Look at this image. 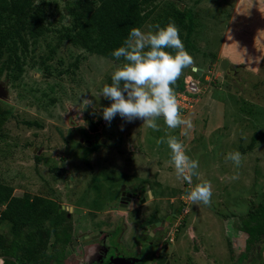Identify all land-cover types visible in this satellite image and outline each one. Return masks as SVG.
<instances>
[{
	"label": "rangeland",
	"instance_id": "374dc122",
	"mask_svg": "<svg viewBox=\"0 0 264 264\" xmlns=\"http://www.w3.org/2000/svg\"><path fill=\"white\" fill-rule=\"evenodd\" d=\"M45 1L53 15L42 24L20 19V35L15 43L10 38L23 55V75L14 82L4 74L0 77L6 90L0 98V107L6 109L0 128V181L11 185L14 195L41 194L81 214L88 211L76 202L79 194L82 205L108 208L110 186L116 198L118 185L131 189L135 182L147 181L154 196H182L190 205L196 229L214 230L221 261H226V236L234 242L237 264L253 259L257 264L261 246L264 260V243L246 250L247 233L241 228L249 207L264 202V0H153L148 5L155 12L169 4L188 10L194 22L188 50L193 65L180 78L197 67L202 75L193 76L205 80L198 96L179 102L182 117L192 121L191 129H170L159 118V131L144 127L140 119L126 122L117 115L110 124L103 119V108L111 101L99 93L123 62L75 48L60 38L67 20H61L57 12L64 0ZM153 14L143 22L142 31H155ZM223 58L228 60L224 71L220 68ZM58 64L60 70L54 71ZM48 66L49 77L43 70ZM85 96L93 100L87 108ZM86 117L97 125L98 135L87 133ZM73 122L78 123L76 127ZM79 133L103 137L105 143L81 148L76 142ZM168 136L182 141L187 154L199 161V175L191 185L177 178L167 143L158 144ZM252 138L254 145L248 148ZM235 151L242 155L239 167L228 159ZM57 165L61 168L52 171ZM91 171L100 185V198L93 196L96 189L90 195L86 191L91 187ZM203 181L211 182L210 206L194 205L188 199L190 188ZM180 205L177 201L174 208ZM110 206L115 208L114 203ZM8 227L3 222L0 230L6 232Z\"/></svg>",
	"mask_w": 264,
	"mask_h": 264
},
{
	"label": "trees",
	"instance_id": "16d2710c",
	"mask_svg": "<svg viewBox=\"0 0 264 264\" xmlns=\"http://www.w3.org/2000/svg\"><path fill=\"white\" fill-rule=\"evenodd\" d=\"M152 1L64 0L62 9L57 12L61 14V20H67V24L62 25L60 38L75 48L115 62H124L123 58L117 61L112 53L124 44L132 27L141 28L146 19L150 20L151 13L155 12V7H148ZM9 4H12L13 8H9ZM169 5L170 7L161 9L162 12L156 10L152 15L154 26L158 24L163 27L169 21H174L179 27L180 38L188 52L191 48L193 19L188 10ZM46 11L45 0H8L4 4L0 1V77L4 74L6 79L13 82L21 78L25 71L23 55L18 54L12 43L20 35L17 24L20 19L36 24L45 23L47 18L53 15L51 10ZM76 64L77 61L74 65L77 66ZM59 65L54 66V71L60 70ZM43 70H46L44 74L49 77V66ZM193 74L199 78L195 72ZM174 88L175 92L184 90L183 77L177 80ZM53 89L54 84L50 86V90ZM5 114L6 109L0 107V128ZM254 140L252 138L248 148L254 145ZM55 169H58V166L52 171ZM246 216L248 219H241V228L248 234L246 250H251L254 244L264 243V202L256 206L251 205ZM3 222L9 223L8 231L0 230V256L3 257V264L13 261L10 257L28 264H45L52 255V252H47L48 245L51 244L52 249H56L57 244L61 242L64 246L68 239V235H62L60 231L66 228L60 221V213L54 202L40 196L31 198L28 195H14L13 187L0 181V225ZM51 231L55 236L53 235L54 238L50 242ZM261 249L262 247L258 251V257H261Z\"/></svg>",
	"mask_w": 264,
	"mask_h": 264
},
{
	"label": "flooded vegetation",
	"instance_id": "af4514ba",
	"mask_svg": "<svg viewBox=\"0 0 264 264\" xmlns=\"http://www.w3.org/2000/svg\"><path fill=\"white\" fill-rule=\"evenodd\" d=\"M77 124L74 122L73 126L76 127ZM85 127L88 134L98 135V128L96 132L89 131L86 120ZM76 142L82 148L83 145L87 146L85 142H90V146H93L99 142L105 143V139L79 133ZM87 163L91 165L89 159ZM57 166L58 169L61 168L60 165ZM58 169L55 171L57 172ZM92 173L93 171L90 172L91 187L86 191L90 195L93 194L91 189H96L93 196L100 198L98 189L100 185L93 181L95 175ZM152 173L157 175L159 171ZM116 190L118 195L115 198L114 190L110 186L112 196L107 201L110 205L114 203L115 208L110 205L105 208V204L103 208L98 204L82 205L78 201L82 200L79 194L75 199L78 204L87 208L88 212L85 214L77 212L74 207H65L53 198L41 194L31 196V198L40 196L55 203L60 213V221L66 228L60 231L62 235H68L64 246L61 242L57 244L56 249H52L51 244L48 245L51 250L47 249V252H52V255L45 264H222L227 260L228 264H237L238 257L234 242L226 236L228 251H226V261H221L217 251V245L220 244L216 242L214 230L196 229L190 205L182 200V196H154L147 181L135 182L131 189H127L125 185L121 189L118 185ZM177 201L181 204L178 210L174 208V203ZM184 205L188 208L185 209ZM114 211L118 214H114ZM101 226L102 228H99ZM50 235L51 242L55 233L51 231ZM127 240H130V243ZM131 243L135 244L131 245ZM10 258L13 261L9 264H28ZM0 261V264L4 263L1 256ZM254 261L253 259L241 264H256ZM257 264H264L262 255L258 257Z\"/></svg>",
	"mask_w": 264,
	"mask_h": 264
},
{
	"label": "clouds",
	"instance_id": "9594fccd",
	"mask_svg": "<svg viewBox=\"0 0 264 264\" xmlns=\"http://www.w3.org/2000/svg\"><path fill=\"white\" fill-rule=\"evenodd\" d=\"M154 28L155 31L145 32L132 27L124 44L113 51L116 60L123 58L124 62L116 67L111 83L105 84L99 93L111 101L103 108V119L108 124L117 115L126 122L140 119L144 127L159 131L157 121L163 118L170 129H191V119L181 115L174 86L183 70L193 65V57L185 50L174 21ZM193 68L198 69L192 67L187 73L193 75ZM83 104L87 108L93 100L85 96ZM159 143H167L171 150L170 162L177 178L191 185L193 177L199 175V161L187 154L184 143L175 136H168L166 141L161 138ZM228 159L239 167L242 155L239 151L231 152ZM212 194L211 182L203 181L190 188L188 199L194 205L210 206Z\"/></svg>",
	"mask_w": 264,
	"mask_h": 264
},
{
	"label": "built area",
	"instance_id": "2783aa9c",
	"mask_svg": "<svg viewBox=\"0 0 264 264\" xmlns=\"http://www.w3.org/2000/svg\"><path fill=\"white\" fill-rule=\"evenodd\" d=\"M204 82L205 80L200 81L199 79L195 78L192 74L184 75L183 77L184 90L176 93L178 101L179 102L186 101L187 103L188 101H190L187 100V97L194 98L198 96V94L203 89Z\"/></svg>",
	"mask_w": 264,
	"mask_h": 264
},
{
	"label": "water",
	"instance_id": "95a60500",
	"mask_svg": "<svg viewBox=\"0 0 264 264\" xmlns=\"http://www.w3.org/2000/svg\"><path fill=\"white\" fill-rule=\"evenodd\" d=\"M227 64H228V60L226 58H223L221 60V63H220V68L224 71L227 67ZM193 70L196 72V75H198V76L201 75V69L200 68H198V69L193 68ZM5 96H6V90H5L4 86L2 84H0V97L4 98ZM86 123H87L88 129L90 132H96L97 131V127H96L95 123L93 121H91V119L89 117H87ZM71 125H73V124H71ZM85 144L87 146H90V142H85Z\"/></svg>",
	"mask_w": 264,
	"mask_h": 264
}]
</instances>
